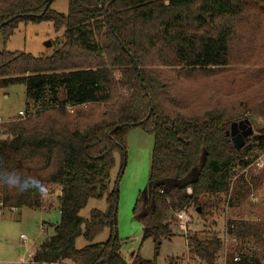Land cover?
<instances>
[{
  "label": "trees",
  "instance_id": "trees-1",
  "mask_svg": "<svg viewBox=\"0 0 264 264\" xmlns=\"http://www.w3.org/2000/svg\"><path fill=\"white\" fill-rule=\"evenodd\" d=\"M54 1L0 0L4 42L22 22L63 29L50 57L0 51V89L24 85L26 99L24 118L0 123V172L39 181L26 192L0 183V208L36 211L60 192L53 235L29 264H127L115 230L116 184L109 190L104 183L114 154L125 156L128 132L141 127L153 138L148 194L132 212L141 243L153 242V258L130 259L156 264L174 236V212L192 207L204 218L256 192L255 177L234 198L216 200L247 169L246 156L264 151V128L250 149L235 150L225 136L233 122H264V0H68L65 15L51 10ZM104 191L106 210L81 217ZM244 219L227 223L240 245L226 264H263L264 233ZM105 231L107 240L97 242ZM219 237L189 236V260L215 264ZM80 238L86 245L77 248Z\"/></svg>",
  "mask_w": 264,
  "mask_h": 264
},
{
  "label": "rangeland",
  "instance_id": "rangeland-1",
  "mask_svg": "<svg viewBox=\"0 0 264 264\" xmlns=\"http://www.w3.org/2000/svg\"><path fill=\"white\" fill-rule=\"evenodd\" d=\"M67 7L68 0H55L51 5V10L65 15ZM62 34L63 29L55 31L50 22L38 24L22 22L18 24L14 34L7 41H2L0 37V51L21 52L37 58H47L57 48L61 47L63 43ZM25 106L24 85L18 84L0 89V120L2 123L16 120L18 113L25 111ZM34 112L35 110L32 109L30 113ZM257 123L259 124L258 128L252 126L253 135L259 136V130L264 128V122L257 121ZM254 143L249 139L246 145L250 149ZM152 146V136L141 127L130 129L126 137L125 156L123 157L121 153L116 152L114 154V166L109 171L108 189L112 190L116 184L117 193L115 230L121 241V254L127 264H131L130 257L134 253H139L140 257L146 261H151L153 258V242L149 239L141 243V226L132 212L137 201L142 197L144 198V190L149 180ZM259 153V150H255L246 156L245 160L249 162L247 169L236 171V175L229 183L228 191L219 195L216 200L226 202L230 198H234L241 183L243 181L250 183L255 177L259 179L256 192L249 196L248 200L240 207L227 208V205L222 202L217 209H212V215L204 218L199 216L192 207L187 209L192 220L188 226L189 236L216 232L221 237L228 221L240 220L242 217L245 218L244 220L247 219V224L257 226L259 233H264V169L256 170L251 165ZM106 199L107 191H104L99 199L89 202L80 216L87 218L92 210L104 212L107 208ZM259 219L262 224H256L259 223ZM58 221L59 215L55 209L31 211L0 208V264H19L22 262L29 264L30 254L43 241L53 235L51 226L56 225ZM172 230L174 236L162 243L156 264H170V259L174 260L175 264L179 260L181 261L178 264L186 263L185 239L177 228L175 220ZM21 236L24 238L23 240L20 239ZM108 236L109 231H105L96 241L104 242ZM85 245L81 238L76 241L77 248H82ZM221 255L220 252L215 264H220ZM188 261L189 264L198 263L189 260V258Z\"/></svg>",
  "mask_w": 264,
  "mask_h": 264
},
{
  "label": "built area",
  "instance_id": "built-area-1",
  "mask_svg": "<svg viewBox=\"0 0 264 264\" xmlns=\"http://www.w3.org/2000/svg\"><path fill=\"white\" fill-rule=\"evenodd\" d=\"M85 107V106H83ZM18 117L24 118L25 117V113L24 112H19L18 113ZM0 123L1 120H0ZM256 170H261L264 169V151L260 152L259 155L257 156V158L252 162L251 164ZM187 193H191L190 189L186 190ZM56 195L52 198L49 199H43L42 200V205L40 207V209H44V210H48V209H55L57 208V201L55 199ZM173 218L176 222L177 228L179 229L180 233H182L184 239H185V243H186V247L189 244L188 243V237H189V230H188V226L191 223V216L188 212V210H181V211H176L173 213ZM232 227V226H231ZM227 223L225 225V228L223 230V232L221 233V244H222V248H221V259H220V264H226V259L228 254L235 252L236 248L239 247L240 245V241L238 240V238L233 237L232 235H230L227 232ZM21 240H23L24 238L21 236L20 237ZM187 251V249H186ZM234 262L238 261V257L235 255ZM185 262L184 264H189L188 262V255L186 254L185 257Z\"/></svg>",
  "mask_w": 264,
  "mask_h": 264
},
{
  "label": "water",
  "instance_id": "water-1",
  "mask_svg": "<svg viewBox=\"0 0 264 264\" xmlns=\"http://www.w3.org/2000/svg\"><path fill=\"white\" fill-rule=\"evenodd\" d=\"M119 45H121L120 42H119ZM257 119H258L257 117H252L250 119H244L239 122H233L230 125L229 129L225 132L227 141L231 143V145L235 148V150L239 151L243 148H248L249 146L246 145V143L249 139L253 140L254 142L259 140L258 135H253V127H252V126H255L256 128H258L259 124L257 123ZM17 147H18V138H14L10 144V148L16 149ZM108 185H109V182L106 181L104 183V186L108 187ZM101 187H102L101 184L96 185V189L98 192L100 191ZM147 194H148V187L146 186L144 190V200L145 201L147 200V197H146ZM59 195H60V192L58 191L56 196H59Z\"/></svg>",
  "mask_w": 264,
  "mask_h": 264
},
{
  "label": "clouds",
  "instance_id": "clouds-1",
  "mask_svg": "<svg viewBox=\"0 0 264 264\" xmlns=\"http://www.w3.org/2000/svg\"><path fill=\"white\" fill-rule=\"evenodd\" d=\"M0 183L6 185L8 188L17 189L21 192H26L35 188L39 181L33 178L22 177L18 172H0Z\"/></svg>",
  "mask_w": 264,
  "mask_h": 264
},
{
  "label": "crops",
  "instance_id": "crops-1",
  "mask_svg": "<svg viewBox=\"0 0 264 264\" xmlns=\"http://www.w3.org/2000/svg\"><path fill=\"white\" fill-rule=\"evenodd\" d=\"M57 194V193H56ZM32 254V253H31ZM31 254H30V256H31ZM30 258V257H29ZM29 261V260H28ZM19 264H25V262H22V263H19ZM198 264V263H197ZM199 264H201V263H199Z\"/></svg>",
  "mask_w": 264,
  "mask_h": 264
}]
</instances>
